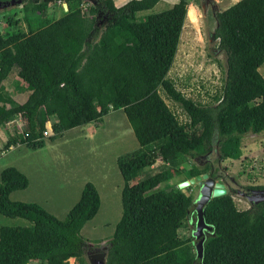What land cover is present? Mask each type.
I'll return each mask as SVG.
<instances>
[{
  "label": "trees",
  "instance_id": "trees-1",
  "mask_svg": "<svg viewBox=\"0 0 264 264\" xmlns=\"http://www.w3.org/2000/svg\"><path fill=\"white\" fill-rule=\"evenodd\" d=\"M22 1L26 28L0 33V126L19 116L25 126L19 132L15 125L0 153L19 144L43 147L48 123L53 140L123 109L139 147L117 158L123 213L108 241L107 264H264V201L240 209L230 192L212 198L204 207L212 230L198 258L193 234H180L190 222L194 197L178 184L162 187L172 172L184 180L208 172L210 165L192 160L215 147L216 162L240 158L242 136L264 131V0H238L216 11L214 36L226 57V77L223 91L207 103L186 96L170 76L188 0L141 16L160 0L120 6L98 0L89 15L86 0H66L63 15L47 22L34 14L46 20L53 0ZM8 23L15 27L18 19ZM17 71L12 88H4ZM162 92L184 108L188 120L179 119ZM158 161V171L133 182ZM29 184L16 167L1 172L0 213L30 224L0 227V264H71V258L90 264L81 231L101 206L96 185L87 182L60 219L36 202L12 199Z\"/></svg>",
  "mask_w": 264,
  "mask_h": 264
},
{
  "label": "rangeland",
  "instance_id": "rangeland-1",
  "mask_svg": "<svg viewBox=\"0 0 264 264\" xmlns=\"http://www.w3.org/2000/svg\"><path fill=\"white\" fill-rule=\"evenodd\" d=\"M114 1L120 6L129 0ZM177 1L160 0L152 10L141 11L139 15L164 10ZM197 1L199 4V15L196 9L197 21L193 22L188 18L183 28L170 76L176 80L177 87L186 96L207 103L212 101L215 94L223 91L226 77V57L219 49L218 40L214 36L218 23L216 11L230 7L229 5H232L234 0H220L219 6L214 5L213 0ZM209 2L212 4H208ZM90 7V3L84 4L87 15L90 14ZM46 14L48 15L46 20L41 19L39 13L34 14V17L39 22H47L63 15L62 4L59 0H53L50 3ZM24 15L23 6L16 5L8 8L0 5V33L16 31L19 27L26 28ZM9 18L18 19L17 26L11 27L8 23ZM260 71L264 76V64L260 67ZM162 93L170 107L178 114L179 119L182 122L188 120L184 108L168 98L164 92ZM23 100L24 98L21 97L20 101ZM18 124L25 126L21 116L6 126H0L1 148L5 149L10 133ZM90 126L91 129H89ZM90 126L69 129L52 140L50 136L53 131L51 124L48 123V134H45L46 143L43 147L32 148L26 144H19L4 150L3 154L0 153V181L3 169L11 166L18 168L27 175L30 186L26 190L14 191L11 195L12 199L36 202L60 219L67 218L70 209L80 199L85 184L89 181L93 182L100 193L101 206L97 215L87 222L81 232L88 243L101 246L113 237L116 224L123 213L124 178L118 167L117 158L137 149L139 142L123 109L111 110L102 121ZM241 148L243 154L240 158L226 159L221 163L216 162L215 166L221 167L220 171H225L229 177L235 179L236 182L229 181L236 187L244 188L249 184L264 183V131L244 134L241 138ZM209 158L214 157L211 155L207 159ZM189 159L181 158L180 160L190 164ZM192 161L196 162L194 159ZM206 161V158L199 156L197 162H201L199 166H204ZM160 164H162L161 161L156 162L154 167L147 168L143 175L133 182L158 171ZM184 178V174L177 175L172 172L170 179L163 182L162 187L179 185ZM64 184L68 188L60 197L59 186ZM182 190L194 198H197L200 192L198 184ZM230 193L240 209H247L251 206V202L243 194L233 191ZM29 224L30 221L26 218L9 217L0 213V227ZM195 227L194 217L186 228L180 230V234L190 235ZM194 240H197L195 236ZM70 263L77 264V261L72 258ZM30 264H40V262L33 260Z\"/></svg>",
  "mask_w": 264,
  "mask_h": 264
},
{
  "label": "water",
  "instance_id": "water-1",
  "mask_svg": "<svg viewBox=\"0 0 264 264\" xmlns=\"http://www.w3.org/2000/svg\"><path fill=\"white\" fill-rule=\"evenodd\" d=\"M64 6L67 9V3H64ZM193 184L202 185L200 196L196 200V228L193 232V235L197 240H193L192 242L195 245L197 257L203 258L204 242L206 239L204 231L212 230V226L207 224L205 221L204 207L212 198L227 194L228 188L224 182L217 181L215 178L209 176L208 173L199 174L195 177L185 179L179 183L178 187L180 189H185L186 187H189ZM252 197L254 199V202L264 201V190H257L255 196L256 198H254V196ZM88 246L90 248L99 250V253H89L87 255L90 264H107L108 242L102 243L101 246H96L93 243H88Z\"/></svg>",
  "mask_w": 264,
  "mask_h": 264
},
{
  "label": "flooded vegetation",
  "instance_id": "flooded-vegetation-1",
  "mask_svg": "<svg viewBox=\"0 0 264 264\" xmlns=\"http://www.w3.org/2000/svg\"><path fill=\"white\" fill-rule=\"evenodd\" d=\"M87 1H88V3L91 4V7L93 5L95 6V4H97V2H98V0H87ZM0 5H5L8 8H12V6H16V5L23 6V1L22 0H0ZM105 19L106 18H104L103 20L102 19L99 20L98 25L100 27L103 26V22L105 21ZM218 148L219 147H215L214 149L208 151L207 153H205L203 155H200V157H204L207 160L206 163L204 164V166H201V165L200 166L201 167H206L207 165H210L211 168L208 170V172H206V173L209 174V176L215 178L217 181L224 182L227 185L228 192H232L233 191V192H236V193L238 192V193L243 194V196H245V198H247L251 202V206H253L256 202H254V199H253L252 196H254V198H256L255 197L256 196V191L259 190V189L264 190V183H262V184H249L248 186H246L244 188L242 186L236 187L235 185H233V183L230 182V181L234 180V182H236V180L233 179L232 177H229L228 174L225 171H223V172L220 171L221 167L215 166L216 158L218 157ZM211 155H213L214 158L207 159ZM198 157L199 156L194 158V160L196 161L195 163L199 165V164H201V162H197L198 161ZM217 162L221 163L222 161H217ZM198 186H199V189L201 190L202 185L198 184ZM199 196H200V192H199L198 197L194 198L193 206H192L191 211L189 212V215H188L190 220H192L194 217L196 219V216H195V214H196V206H197L196 200L199 198ZM210 231L205 230L204 231V235L205 236L209 235ZM193 232H194V230L192 231V234H193ZM89 253L90 254L99 253V250L88 247L87 248V255Z\"/></svg>",
  "mask_w": 264,
  "mask_h": 264
},
{
  "label": "crops",
  "instance_id": "crops-1",
  "mask_svg": "<svg viewBox=\"0 0 264 264\" xmlns=\"http://www.w3.org/2000/svg\"><path fill=\"white\" fill-rule=\"evenodd\" d=\"M189 1V0H188ZM200 1V0H199ZM238 0H234L233 2L234 3H236ZM60 2V1H59ZM212 2H214V5H216V6H219V3H220V0H213ZM61 3V2H60ZM233 3V4H234ZM61 4H63L64 5V2L63 3H61ZM208 4H212L211 2H209ZM190 5H194L195 7H196V9H197V13H198V15H199V4H198V1L196 2V0H190L189 1V5H188V8H189V6ZM203 5H205V4H203ZM229 6H231V5H229ZM205 7H206V5H205ZM64 8H65V6H64ZM66 9V8H65ZM222 10H224V9H222ZM188 21V17L186 18V22ZM186 22H185V24H186ZM14 78H19V75H18V71L17 72H15V74H14V76L12 77H9V79H7L4 83H3V87H5V88H12V81H13V79ZM28 94V92H26L25 94H23L21 97H23L24 98V100H25V97H26V95ZM21 97H19V100L18 101H20V98ZM23 100V101H24ZM20 102H22V101H20ZM93 123H89V124H87V125H92ZM87 125H82V126H79V127H75V128H85V127H87ZM1 127H3V126H1ZM74 129V128H73ZM89 129H91V126H90V128ZM1 135H3L2 133H1ZM0 147H1V144H0ZM13 147V146H12ZM29 186H30V184H29ZM28 186V187H29ZM28 187L26 188V189H28ZM60 188H59V190L61 191V195H60V197L61 196H63L64 194H65V192L67 191L66 190V188H68V186H66V184H64L63 186L61 185V186H59ZM25 189V190H26ZM24 190V189H23ZM49 199H50V197H49ZM20 200H24V199H20ZM24 201H26V200H24ZM74 206V205H73ZM72 259V258H71Z\"/></svg>",
  "mask_w": 264,
  "mask_h": 264
},
{
  "label": "bare ground",
  "instance_id": "bare-ground-1",
  "mask_svg": "<svg viewBox=\"0 0 264 264\" xmlns=\"http://www.w3.org/2000/svg\"><path fill=\"white\" fill-rule=\"evenodd\" d=\"M187 17L193 21L196 22L197 21V13H196V8L193 5H190L188 8V15Z\"/></svg>",
  "mask_w": 264,
  "mask_h": 264
},
{
  "label": "built area",
  "instance_id": "built-area-1",
  "mask_svg": "<svg viewBox=\"0 0 264 264\" xmlns=\"http://www.w3.org/2000/svg\"><path fill=\"white\" fill-rule=\"evenodd\" d=\"M61 2V1H60ZM62 3V2H61ZM23 119V118H22ZM24 120V119H23ZM18 126H19V132H21L22 131V129H23V126L21 125V124H18ZM45 134H48V131H45ZM4 153V151H2L1 152V154H3ZM75 259V258H74Z\"/></svg>",
  "mask_w": 264,
  "mask_h": 264
},
{
  "label": "clouds",
  "instance_id": "clouds-1",
  "mask_svg": "<svg viewBox=\"0 0 264 264\" xmlns=\"http://www.w3.org/2000/svg\"><path fill=\"white\" fill-rule=\"evenodd\" d=\"M59 1H61L62 3H63V1L62 0H59ZM64 3H66V2H64ZM63 5V4H62Z\"/></svg>",
  "mask_w": 264,
  "mask_h": 264
}]
</instances>
